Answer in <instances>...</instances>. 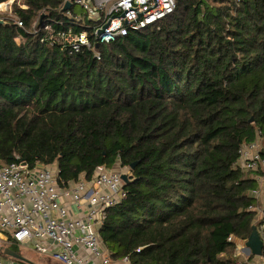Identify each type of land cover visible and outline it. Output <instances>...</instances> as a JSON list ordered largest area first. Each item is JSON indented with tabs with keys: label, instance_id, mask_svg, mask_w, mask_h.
I'll return each instance as SVG.
<instances>
[{
	"label": "trees",
	"instance_id": "trees-1",
	"mask_svg": "<svg viewBox=\"0 0 264 264\" xmlns=\"http://www.w3.org/2000/svg\"><path fill=\"white\" fill-rule=\"evenodd\" d=\"M20 1L0 17V165L54 167L61 186L127 169L98 230L112 261L237 264L258 220L261 170L237 160L264 145V0H176L107 43L75 5ZM68 28L94 51L54 39Z\"/></svg>",
	"mask_w": 264,
	"mask_h": 264
},
{
	"label": "built area",
	"instance_id": "built-area-1",
	"mask_svg": "<svg viewBox=\"0 0 264 264\" xmlns=\"http://www.w3.org/2000/svg\"><path fill=\"white\" fill-rule=\"evenodd\" d=\"M65 2L80 7L92 21L89 29L96 43H107L129 31L154 25L173 11L176 0H63L62 6ZM13 4L25 7L20 0L0 1V17H13ZM14 22L22 26L17 18ZM45 30L52 34L49 26H45ZM54 39L74 52L81 47L94 51L86 31L73 33L72 28H68L57 32ZM94 54L99 56L96 51ZM261 152L264 145L259 138L242 145L237 165L244 170H264ZM123 172V169L100 166L90 180L82 178L61 186L54 167L30 169L21 162L0 165V235L5 241L27 245L60 264H114L101 243L98 230L105 209L125 197L120 177ZM257 181L262 184V178L258 177ZM262 192L260 187L250 192L259 205L249 208L257 212L256 230L264 243ZM71 206L75 213L70 211ZM243 249H240L242 259L237 264H264V247L260 255H252V258L245 246ZM121 260L127 264V258ZM11 261L0 257V264H12Z\"/></svg>",
	"mask_w": 264,
	"mask_h": 264
},
{
	"label": "rangeland",
	"instance_id": "rangeland-1",
	"mask_svg": "<svg viewBox=\"0 0 264 264\" xmlns=\"http://www.w3.org/2000/svg\"><path fill=\"white\" fill-rule=\"evenodd\" d=\"M14 5V4H13ZM13 5H12V9H13ZM80 7L76 6L74 7L75 10L79 11ZM124 172L127 173V169H124ZM262 174L261 175H264V170H261L260 171ZM251 174V173H250ZM5 238L0 235V253L3 252L5 249V247L9 248L8 246H10L8 244V241H5L4 240ZM244 243L245 241H237V249H236V255L239 256V259L241 258L242 259V256H241V252H240V249L242 250L244 248ZM243 247V248H242ZM14 252L20 254L21 256H23L24 258L28 259L29 261L33 262L34 264H60L54 260H49L47 259L46 257L42 256L39 252H37L36 250H34L33 248L27 246V245H14L12 246ZM10 249V248H9ZM244 250V249H243ZM239 253V254H238ZM0 257H3L6 259V257L0 255ZM16 263V261H15Z\"/></svg>",
	"mask_w": 264,
	"mask_h": 264
},
{
	"label": "water",
	"instance_id": "water-1",
	"mask_svg": "<svg viewBox=\"0 0 264 264\" xmlns=\"http://www.w3.org/2000/svg\"><path fill=\"white\" fill-rule=\"evenodd\" d=\"M70 6H71V4L69 2H65L63 5V10L69 9ZM0 22H2V21L0 20ZM251 120L252 119H250V121ZM133 166H134V164H131L130 167L132 168ZM120 177L125 184L129 182V177H128L127 173H124V172L121 173ZM244 246H245L246 252H250L251 255L258 256L261 254V250H262V247H264V243H262L261 239L259 238V235L257 233L255 225L251 226L250 235L246 239ZM3 253H4V255H6L10 258H14V259H17L20 261H24L26 263L29 262L28 260L23 258L21 255H19L18 253L14 252L13 250H11L9 248H5Z\"/></svg>",
	"mask_w": 264,
	"mask_h": 264
},
{
	"label": "crops",
	"instance_id": "crops-1",
	"mask_svg": "<svg viewBox=\"0 0 264 264\" xmlns=\"http://www.w3.org/2000/svg\"><path fill=\"white\" fill-rule=\"evenodd\" d=\"M118 169H120V168H117L116 170H118ZM260 178H262V184H260V181H258V182H257V187H260V188L262 189V191H264V175H261ZM261 194L264 195V192H262ZM61 202H63V204L66 203V201H65V200H62V199H61ZM70 211H71L72 213H75L74 207L71 206ZM8 244L10 245L11 242L9 241ZM19 255H20V254H19ZM22 257H23V256H22ZM23 258H24V257H23ZM25 259H26V258H25ZM26 260H28V259H26ZM28 261H29V260H28ZM11 262H12V264H19L18 262L15 263L14 260H12ZM23 262H24V261H23ZM113 262H114V264H125V263L122 262V260H116V261H113ZM25 263H26V262H25ZM27 264H34V263L31 262V261H29Z\"/></svg>",
	"mask_w": 264,
	"mask_h": 264
}]
</instances>
